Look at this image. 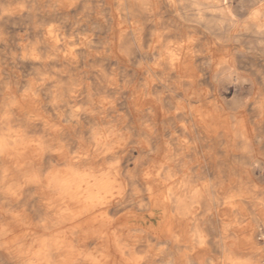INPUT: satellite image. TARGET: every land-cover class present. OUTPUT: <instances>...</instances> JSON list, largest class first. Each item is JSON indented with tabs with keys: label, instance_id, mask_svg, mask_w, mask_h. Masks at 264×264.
I'll list each match as a JSON object with an SVG mask.
<instances>
[{
	"label": "bare ground",
	"instance_id": "6f19581e",
	"mask_svg": "<svg viewBox=\"0 0 264 264\" xmlns=\"http://www.w3.org/2000/svg\"><path fill=\"white\" fill-rule=\"evenodd\" d=\"M0 264H264V0H0Z\"/></svg>",
	"mask_w": 264,
	"mask_h": 264
}]
</instances>
